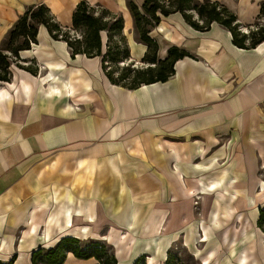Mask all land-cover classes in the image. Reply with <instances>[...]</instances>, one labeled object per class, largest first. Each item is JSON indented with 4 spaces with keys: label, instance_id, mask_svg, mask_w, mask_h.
<instances>
[{
    "label": "crops",
    "instance_id": "obj_1",
    "mask_svg": "<svg viewBox=\"0 0 264 264\" xmlns=\"http://www.w3.org/2000/svg\"><path fill=\"white\" fill-rule=\"evenodd\" d=\"M209 1L240 28L264 3ZM80 2L120 15L129 62L155 66L130 11L144 0H0V51L27 8L44 5L72 29ZM157 17L156 63L170 47L192 56L164 82L109 81L105 32L101 56L88 58L39 26L14 57L22 68L0 83L1 262L33 264L73 238L106 242L117 264H165L175 243L196 264H264V41L241 49L215 22L201 32L179 12ZM62 264L97 260L67 253Z\"/></svg>",
    "mask_w": 264,
    "mask_h": 264
},
{
    "label": "trees",
    "instance_id": "obj_2",
    "mask_svg": "<svg viewBox=\"0 0 264 264\" xmlns=\"http://www.w3.org/2000/svg\"><path fill=\"white\" fill-rule=\"evenodd\" d=\"M130 11L138 38L147 46V53L143 62L155 65L154 67L127 68L119 76H116L111 71L110 64L117 63L119 66L123 59L129 60L127 46L122 34V17L100 5L90 6L85 2H80L73 12L72 29L62 28L44 5L27 8L9 32L2 50L16 57L19 51L29 49L36 42L38 28L44 26L53 39L62 40L67 44L72 56L80 54L90 58L101 56V33L105 32L106 51L102 58L105 75L113 84L131 89L141 84L166 81L173 75V63L176 60L192 57L182 48L170 47L167 50V58L156 63L157 44L149 38L148 34L159 22L157 14L166 17L179 12L187 24L201 32L207 31L210 25L215 22L231 33L233 45L241 49L253 48L264 41V3L261 5L259 20L247 27V33L240 31V25L237 23V18L233 12L209 0L202 2L193 0H144L142 10L131 5ZM188 11H193L196 19H193V15L186 13ZM18 40L21 42L18 43ZM122 45H125L126 51L121 60L119 54ZM3 52L0 51V83L10 80V71H8L10 63L8 62V55ZM133 66L134 64H131L132 68ZM130 74H132L131 77H129ZM259 225L264 228V211L261 212ZM67 253L81 259L95 258L97 264H117L113 252L109 254L106 247L101 243L93 240L83 242L73 238L61 240L56 247L49 250H38L33 255L32 263L62 264ZM139 262L140 260H137L135 264H139ZM168 263H170V259L165 264ZM0 264L11 263L0 261Z\"/></svg>",
    "mask_w": 264,
    "mask_h": 264
},
{
    "label": "rangeland",
    "instance_id": "obj_3",
    "mask_svg": "<svg viewBox=\"0 0 264 264\" xmlns=\"http://www.w3.org/2000/svg\"><path fill=\"white\" fill-rule=\"evenodd\" d=\"M244 30L247 33V31H248L247 27L246 28L245 27L240 28V31L242 33H244L243 32ZM17 42L20 43L21 40H18ZM125 51H126L125 45H122L121 52L119 54V59H121L125 56L124 55ZM7 57H8V62L10 63V67H11V65H13L16 68H19V69L22 68L21 67L22 64H20L21 63L20 60L14 59V56H12V55L7 56ZM110 67H111V71H113L116 76H119L123 72V70L127 69V68H131V69L144 68L143 66L140 67V66H135V65L132 68L129 60H127V59H123L122 63L119 66L117 63H111ZM9 70H10V68L8 69V71ZM131 76H132V74L129 75V77H131ZM41 233H42L41 231L38 232L39 235H41ZM93 241L99 242L102 245H104L106 247L107 252L109 254H112V252H113L112 247L110 245H108L106 242H104V241L101 242V241H97V240H93ZM83 242H85V241H83ZM169 259H170V263H168V264H196L195 261L193 260V258L191 257V255L185 249H183V247L180 244H177V243H175L173 245V248L169 252V256H168L167 260H169ZM139 264H145V262L142 259H140Z\"/></svg>",
    "mask_w": 264,
    "mask_h": 264
},
{
    "label": "water",
    "instance_id": "obj_4",
    "mask_svg": "<svg viewBox=\"0 0 264 264\" xmlns=\"http://www.w3.org/2000/svg\"><path fill=\"white\" fill-rule=\"evenodd\" d=\"M243 32H244V33H246V31H245V30H244Z\"/></svg>",
    "mask_w": 264,
    "mask_h": 264
},
{
    "label": "built area",
    "instance_id": "obj_5",
    "mask_svg": "<svg viewBox=\"0 0 264 264\" xmlns=\"http://www.w3.org/2000/svg\"><path fill=\"white\" fill-rule=\"evenodd\" d=\"M102 242V241H101Z\"/></svg>",
    "mask_w": 264,
    "mask_h": 264
}]
</instances>
